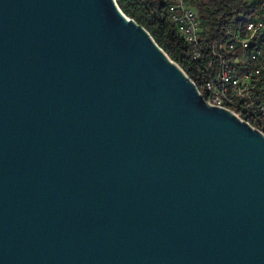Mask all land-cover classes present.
<instances>
[{
    "label": "water",
    "instance_id": "1",
    "mask_svg": "<svg viewBox=\"0 0 264 264\" xmlns=\"http://www.w3.org/2000/svg\"><path fill=\"white\" fill-rule=\"evenodd\" d=\"M0 264H264V135L116 0H0Z\"/></svg>",
    "mask_w": 264,
    "mask_h": 264
},
{
    "label": "built area",
    "instance_id": "2",
    "mask_svg": "<svg viewBox=\"0 0 264 264\" xmlns=\"http://www.w3.org/2000/svg\"><path fill=\"white\" fill-rule=\"evenodd\" d=\"M256 1L261 4V11L253 13L249 25L241 32H233L232 21L217 42L202 41L197 16L190 7L191 0H175L169 6L168 14L178 36L190 46L191 61L202 65L194 78L186 76L203 100L238 118L244 112L252 121L251 127L264 135V49L259 45V51L253 53V63L244 61L247 44H259L258 36L264 29V0ZM224 39H231L233 55L222 53ZM217 63H224L225 85L217 83Z\"/></svg>",
    "mask_w": 264,
    "mask_h": 264
},
{
    "label": "trees",
    "instance_id": "3",
    "mask_svg": "<svg viewBox=\"0 0 264 264\" xmlns=\"http://www.w3.org/2000/svg\"><path fill=\"white\" fill-rule=\"evenodd\" d=\"M175 0H116L122 13L142 26L153 38L160 49L174 61L189 78L202 65L191 61L190 46L178 36L174 23L168 14L169 6ZM190 7L195 12L202 41L217 42L225 27L249 22L254 12L261 11L256 0H191ZM239 118L253 126L252 121L243 113Z\"/></svg>",
    "mask_w": 264,
    "mask_h": 264
},
{
    "label": "bare ground",
    "instance_id": "4",
    "mask_svg": "<svg viewBox=\"0 0 264 264\" xmlns=\"http://www.w3.org/2000/svg\"><path fill=\"white\" fill-rule=\"evenodd\" d=\"M249 25V22L240 23V25L233 24V32H241L243 28ZM259 44H247L244 54L245 63H253L255 51H259V45L264 49V29L258 36ZM222 53L225 55H233V47L231 45V39H224L222 44ZM217 83L218 85H225V73H224V63H217L216 69Z\"/></svg>",
    "mask_w": 264,
    "mask_h": 264
}]
</instances>
